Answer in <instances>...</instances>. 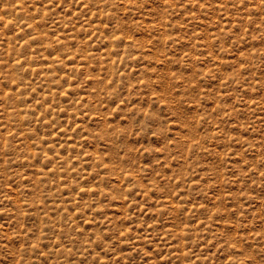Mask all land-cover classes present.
<instances>
[{"label": "rangeland", "instance_id": "obj_1", "mask_svg": "<svg viewBox=\"0 0 264 264\" xmlns=\"http://www.w3.org/2000/svg\"><path fill=\"white\" fill-rule=\"evenodd\" d=\"M0 264H264V0H0Z\"/></svg>", "mask_w": 264, "mask_h": 264}]
</instances>
